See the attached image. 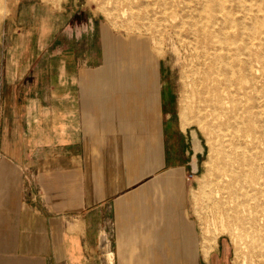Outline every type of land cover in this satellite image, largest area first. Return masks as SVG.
<instances>
[{
  "label": "crops",
  "instance_id": "crops-1",
  "mask_svg": "<svg viewBox=\"0 0 264 264\" xmlns=\"http://www.w3.org/2000/svg\"><path fill=\"white\" fill-rule=\"evenodd\" d=\"M12 6L0 36V264H229V244L207 247L190 212L201 134L182 128L172 82L156 79L151 100L159 59L122 38L102 44L76 0Z\"/></svg>",
  "mask_w": 264,
  "mask_h": 264
},
{
  "label": "bare ground",
  "instance_id": "bare-ground-1",
  "mask_svg": "<svg viewBox=\"0 0 264 264\" xmlns=\"http://www.w3.org/2000/svg\"><path fill=\"white\" fill-rule=\"evenodd\" d=\"M119 1L122 14L160 4L172 20L189 73L182 111L213 136L202 192L193 191L218 235L241 241L247 264H264V0Z\"/></svg>",
  "mask_w": 264,
  "mask_h": 264
},
{
  "label": "rangeland",
  "instance_id": "rangeland-1",
  "mask_svg": "<svg viewBox=\"0 0 264 264\" xmlns=\"http://www.w3.org/2000/svg\"><path fill=\"white\" fill-rule=\"evenodd\" d=\"M17 1L18 0H0V36L5 27L4 22H7V18L11 17L13 9L12 5ZM43 1L50 3L51 6L60 7L65 6L66 3L72 4L74 0ZM76 1L78 2L80 10L88 15L94 16L97 19L98 25L101 24L103 33L102 44H105L106 42H108V44H112L115 42L114 40L116 37L122 38V40L126 42L129 40L128 45L131 46L134 55H137L139 52L149 60H151V58L153 60L159 59L155 67L148 70V73L150 74L149 79L151 82V90H154V92H151V100L153 101V95L156 93L157 96L158 92L157 86H154L156 79L158 80V78L161 77V83L162 81L166 83L172 82L176 109L178 111L177 116L180 120V117L185 120L188 119L187 122L189 123L187 127H196L201 134L203 142L205 143L206 151L201 158V168L196 176L195 180L197 183L194 186V188L198 189V194H200V192H202L201 184L204 181V176L207 172L206 169L209 167L211 155L213 154V136L209 133L207 128L202 129L199 126L194 119L195 117L193 112L184 113L182 111L183 101L185 98L184 85L187 80V78L185 79L184 77H188L189 73L187 72V61L183 58L185 54V47L172 20L168 16L163 18L161 13L163 7L160 4L141 10L139 9V3H135L132 9L128 8L126 14H122V10L127 7L119 0ZM105 33L106 35H104ZM98 43H100V41H98ZM156 96L154 98H157ZM154 114L155 104L153 108H151V122L153 121ZM194 192L195 191L191 193L189 201L190 212L192 218L197 221L199 233L201 236L203 234L204 240H209L211 238L209 240L210 243L208 242L207 246L212 248L216 246L220 237V239L225 240L229 244V264H247L245 259L246 251L244 250L245 248L242 242L229 233H224L220 236L218 235L219 232L223 231L220 221L216 220L215 223L211 221V212H205V198L201 195L200 197H196L195 195L197 193L195 192L194 194ZM207 228H209V230ZM214 240L216 242H214Z\"/></svg>",
  "mask_w": 264,
  "mask_h": 264
}]
</instances>
